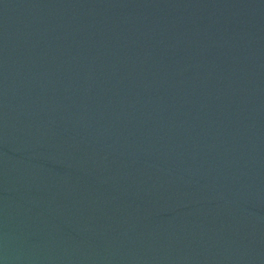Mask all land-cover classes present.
<instances>
[{"label":"water","instance_id":"obj_1","mask_svg":"<svg viewBox=\"0 0 264 264\" xmlns=\"http://www.w3.org/2000/svg\"><path fill=\"white\" fill-rule=\"evenodd\" d=\"M0 264H264V0H0Z\"/></svg>","mask_w":264,"mask_h":264}]
</instances>
